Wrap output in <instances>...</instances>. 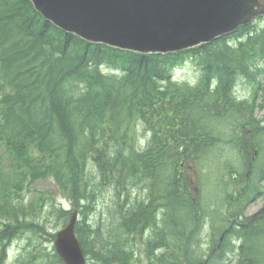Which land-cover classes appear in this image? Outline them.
<instances>
[{"label": "trees", "instance_id": "16d2710c", "mask_svg": "<svg viewBox=\"0 0 264 264\" xmlns=\"http://www.w3.org/2000/svg\"><path fill=\"white\" fill-rule=\"evenodd\" d=\"M190 55L200 69L195 86L171 79L174 67ZM261 63L264 27L249 25L183 53L140 55L63 32L29 0H0V147L11 172L0 186V264L20 230L46 233L35 223L40 214L19 193L23 179L48 177L77 206L74 233L88 262L133 264L137 236L145 264H199L206 256L212 264H227L234 253H255L248 264H264V237L259 242L255 230L264 219L247 223L236 210L207 219L211 202H196L180 171L181 164L200 161L207 173L211 147L221 135L213 120L239 116L241 134L251 126L260 95L264 106V84L257 80L264 74ZM238 78L251 84L249 100L234 97ZM137 127L146 140L143 148L136 143ZM260 131L264 126L256 125L254 132ZM244 142L230 144L242 155L260 149L250 142L244 148ZM107 187L115 200L101 232L90 215ZM132 188L143 195L132 197ZM72 212L55 211L61 228ZM231 217L220 248L205 252L206 236L209 245L218 243L214 223ZM48 237L52 242L54 233ZM44 263L63 264L53 247Z\"/></svg>", "mask_w": 264, "mask_h": 264}, {"label": "water", "instance_id": "95a60500", "mask_svg": "<svg viewBox=\"0 0 264 264\" xmlns=\"http://www.w3.org/2000/svg\"><path fill=\"white\" fill-rule=\"evenodd\" d=\"M63 32L142 55L208 44L264 16V0H29ZM74 212L53 242L64 264H86L74 235Z\"/></svg>", "mask_w": 264, "mask_h": 264}, {"label": "rangeland", "instance_id": "374dc122", "mask_svg": "<svg viewBox=\"0 0 264 264\" xmlns=\"http://www.w3.org/2000/svg\"><path fill=\"white\" fill-rule=\"evenodd\" d=\"M254 25L257 28L264 27V18L256 20ZM260 67L264 68V63H261ZM199 73L200 69L198 64L194 57H191L190 55L185 56L181 64L176 66L173 71V78L178 84L194 86L199 78ZM257 80L261 83H264V75L258 76ZM232 93L237 100L242 101L251 96L252 87L246 79L238 78L235 81ZM253 117L255 121L263 123L261 126H264V109L255 110ZM241 120L242 119H240L239 116L236 117L229 114L225 119H216L211 122L215 130L219 132L221 130L222 136L217 135L218 138L221 139L218 141L214 140V144L217 142L218 145L213 144V147H211L212 149L208 156L207 173L204 172L206 171L204 163L198 164L200 167V172L197 179H201L200 182L202 186V195L204 196L203 202L205 198H207V202H213L212 204L210 203L211 206L208 207L210 216L207 219H210L211 221L214 220V217L219 220L220 215L215 212L220 209L221 205L223 204V198L225 197L226 199L227 194L230 192L229 190L231 183L230 176L227 175V171L232 166L235 167L239 171H237L238 175L235 177H238L243 166L245 172L246 165L248 164V161L245 158H242L236 153V145L230 144L232 137L236 140V143L238 139H243L250 142L252 136L255 138L260 136V141L264 139V135L262 137L261 131L260 133L253 135V128L251 127L247 128L242 136L239 134L240 128L237 131V135L236 132L231 135V127L233 126V123H239ZM135 130V136H137L136 143L139 144L141 148H143L146 143V140L143 137V130L140 127H137V129L135 128ZM213 137L216 138V135ZM3 155L4 153L0 147V166L3 170L2 174L0 175V186L9 180L11 175L9 167H6L8 165V161ZM250 156L251 155L249 153L248 157ZM262 159L264 160V143ZM190 172L192 173V171ZM230 175H232V173H230ZM226 182L230 187L227 189L229 192L225 194L224 192L227 185ZM138 189L132 188L130 190V195H132V197L142 196L143 192L138 193ZM19 195L23 197L22 202H24V204L33 206L35 208L36 214H40L39 219H35V223L39 221L40 225L44 226V231L46 233H43L42 228L41 231L35 229V232H32L29 229L20 230L17 234L13 235L5 251L4 264H43V257L46 259V257L51 254L52 251V242L48 241V234H53L61 228L59 226L60 223L55 211L58 209H72L74 211L77 210V206L72 205V203L64 197V194L55 185L53 179L49 177L40 178L35 181H29V178L23 179ZM121 199H125V196H121ZM114 200V189L107 187V190L102 192V194L99 196L95 205V210L90 215V222L94 225L95 229L101 226L100 231L102 232V230H105V227H107L105 226L106 223L108 224L107 208L111 209V205ZM15 202H18L17 199ZM260 204L261 202L254 204L247 203V205L245 204L244 208H246H243L245 211V216L253 214L257 208H260ZM46 206L50 207V211L49 209H46ZM214 224L216 225L217 229L220 230L219 227L221 224L218 221ZM134 242L136 243L134 247L136 251L134 250L135 257H133V264H145V262H143V254L141 251L143 246L142 240L136 236L134 238ZM34 247H36L34 252L29 258H26V252L32 250ZM207 247L208 246L203 245L202 249L206 251ZM255 250H260L259 246H256ZM20 254L23 256L21 261L22 263H16V259L20 256ZM231 257L232 255L229 254V258ZM18 259H20V257ZM87 264H98V262L96 259L92 258Z\"/></svg>", "mask_w": 264, "mask_h": 264}, {"label": "bare ground", "instance_id": "6f19581e", "mask_svg": "<svg viewBox=\"0 0 264 264\" xmlns=\"http://www.w3.org/2000/svg\"><path fill=\"white\" fill-rule=\"evenodd\" d=\"M250 98V97H249ZM249 98H246L245 100H249ZM240 123V122H239ZM239 123H233V126L231 127V129H232V131H231V135H233L235 132H237L238 130H239V128H240V125H239ZM239 132H241V131H239ZM263 135L264 134H262V137H263ZM232 137V136H231ZM260 136L259 137H257L256 138V146H258V147H260V149H258V160H256L255 162H254V177L258 180V182H260L263 178H264V160L262 159V156H261V153H260V151H263V143H264V139L262 140V141H260ZM232 139H234L233 137H232ZM232 175L233 176H236V175H238L237 174V169L234 167L233 168V170H232ZM250 189H252V187L250 188ZM261 193V190L260 189H258V187H253V192H249L248 193V195L250 196V197H254V198H257V197H259V195H261L260 194ZM263 195V194H262ZM239 197L240 196H238V197H233V198H237V200H236V202H238L239 201ZM242 197V196H241ZM246 197V196H245ZM247 198V197H246ZM246 198H242L241 199V201L242 202H249ZM249 199V198H248ZM232 218L233 217H231V219L229 220L230 221V223L232 224L233 223V220H232ZM264 218H262V219H260V220H263ZM257 232H258V234H260V235H258V237H259V242H260V236H262V237H264V225H262V226H260V227H258V228H256L255 229ZM221 235H222V240L220 241L221 243L223 242V237H224V233H221ZM257 237V236H256ZM53 242V241H52ZM249 242H250V245L251 246H253V247H255V243L257 242V240H254V238L253 239H250L249 240ZM36 249V247H34L32 250H30V251H27L26 252V255H25V257L26 258H29L30 256H31V254L34 252V250ZM263 252H264V247H263ZM253 254H255V253H248V254H237V253H234L233 255H232V258H233V260L235 261V263L236 264H248L249 262H248V259L250 258V257H252V256H254ZM20 257V259H18ZM19 257H17V259H16V263H22L21 261H22V259H23V256L20 254V256ZM209 259V258H208ZM207 259V260H208ZM206 260V261H207ZM212 261H213V259H209L208 261H207V264H212ZM199 264H204V262L202 261V262H200ZM217 264H219V263H217ZM256 264H260V263H256Z\"/></svg>", "mask_w": 264, "mask_h": 264}]
</instances>
